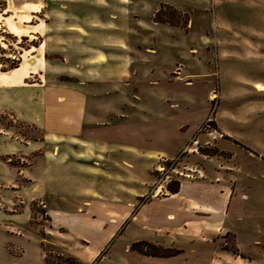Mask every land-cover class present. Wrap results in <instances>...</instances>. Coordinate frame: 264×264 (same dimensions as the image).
<instances>
[{"label":"rangeland","instance_id":"obj_1","mask_svg":"<svg viewBox=\"0 0 264 264\" xmlns=\"http://www.w3.org/2000/svg\"><path fill=\"white\" fill-rule=\"evenodd\" d=\"M63 4L67 22L72 29L82 28L81 39L90 49L50 47L48 79L86 90L88 108L100 112L95 120L107 118L104 111L123 116L113 117L110 128L95 135L107 143L99 147L100 153L59 142L60 155L68 154L62 172L66 177L56 179L54 187L72 196L69 205L74 204L72 198L78 199L74 193L80 186L117 188L118 196L124 197L120 189L138 190L147 182L148 192L139 203L157 190L156 195H167L168 185L193 178L197 172L190 168L206 163L220 168L216 159L206 160L229 157L221 146L234 152L244 174L264 172V162L257 157L264 155V0H64ZM4 29L0 26V34L7 38L0 46V61L9 68L12 62L19 64L39 39L14 37ZM24 67L25 62L19 71ZM0 122L13 126L9 138L41 136L35 127L7 113L0 114ZM255 185L252 200L264 195L263 179ZM42 188L38 179L37 190ZM40 205L38 219L32 222L38 223L45 250L72 254L67 245L71 238L45 232L49 217ZM123 228L96 255L95 264H212L214 258L224 260L216 253L219 248L238 252L230 233L209 242L179 235L174 240L159 237V244L150 242L157 249L135 244L146 251L166 250L169 255L164 256L128 252L131 245L125 248V244L147 233L135 224ZM239 234L240 254L257 258V246L246 232L239 229ZM30 243L44 251L40 242ZM34 263L42 264L41 257L35 255Z\"/></svg>","mask_w":264,"mask_h":264},{"label":"crops","instance_id":"obj_2","mask_svg":"<svg viewBox=\"0 0 264 264\" xmlns=\"http://www.w3.org/2000/svg\"><path fill=\"white\" fill-rule=\"evenodd\" d=\"M0 1L3 4L0 26H4L8 34L39 39L37 44L29 46V54L23 55L17 66L2 70L0 62V114L7 113L15 121L41 132V136L33 140L9 138L7 133L13 132V126L0 122V264H35V255L40 256L44 264V251L30 243L43 242L38 223L32 222L38 219L36 209L41 206L40 202L44 203L43 210L49 217L45 232L57 231L64 239L71 238L72 242L67 245L72 255L85 262H93L120 227L135 224L147 236L135 237L131 244L140 240L159 244V237L174 240L175 235L204 238L209 242L230 233L238 252L219 248L216 253L224 260L214 258L212 264H264V195L255 200L250 195V192L255 195L259 178L264 182V172L260 176L254 172L245 175L240 164L234 161V152L222 146L220 150L229 152V157L206 160L216 159L220 168L207 163L190 168L197 173L193 178H181L175 192L156 195L157 190L153 197L139 203L148 192L147 182L145 188L138 190L127 186L120 189L124 197L118 196L117 188L93 190L80 186L74 193L78 199L72 198L74 204L69 205L72 196L54 187L56 179L66 177L62 172L68 154L60 155L59 142L76 143L86 146L88 152L100 153L99 147L107 143L95 135L109 129L113 117L123 116L104 111L108 117L95 120L100 112L88 108L86 90L48 79L50 47L90 49L81 39L85 33L82 28L72 29L67 22L64 0ZM13 26L22 31H14ZM6 40V35L0 34V46L6 45ZM65 57L68 56L65 54ZM24 62V69L19 71ZM76 79L84 83L81 78ZM253 152L251 149L249 154L253 156ZM77 157L84 159L85 156ZM257 157L264 162V155L257 153ZM38 179L43 181L39 191ZM137 183L142 185L140 181ZM262 190L264 192V188ZM235 221L242 226L238 228L239 223ZM239 229L246 232L254 247L257 246V258L250 256V260L249 253L240 254L243 249L238 245ZM129 243L125 248L131 245ZM130 250L128 248V252Z\"/></svg>","mask_w":264,"mask_h":264},{"label":"trees","instance_id":"obj_3","mask_svg":"<svg viewBox=\"0 0 264 264\" xmlns=\"http://www.w3.org/2000/svg\"><path fill=\"white\" fill-rule=\"evenodd\" d=\"M17 65H18L17 62H12L11 64H9V68L15 67ZM6 69H8V68L2 66V70H6ZM178 186H179V182H176L175 186L168 185V190L170 192H175V191H177ZM135 244H142L143 246H146V247H149V248H154V249H157L158 247L155 244H152V243H150L148 241H145V240H140V241L133 242L131 244V249H133V250L135 249L138 252H140L141 254L153 255V256H164V255L168 254L166 250H165L166 253H162V252L158 253V252L151 251V250L150 251H146V250H143L140 247H138V248L135 247ZM42 246L44 248L45 245L42 243ZM44 253H45V255H44V264H95V262L98 261V259H96L95 261H93L91 263H88V262H85V261L81 260L80 258H78L75 255L63 254V253L58 252V251L55 252V251H53L52 248H48L46 250L44 248Z\"/></svg>","mask_w":264,"mask_h":264},{"label":"built area","instance_id":"obj_4","mask_svg":"<svg viewBox=\"0 0 264 264\" xmlns=\"http://www.w3.org/2000/svg\"><path fill=\"white\" fill-rule=\"evenodd\" d=\"M163 168V167H162ZM163 170V169H162ZM162 170H159V171H162ZM39 204H42V206H45L43 202H40Z\"/></svg>","mask_w":264,"mask_h":264},{"label":"bare ground","instance_id":"obj_5","mask_svg":"<svg viewBox=\"0 0 264 264\" xmlns=\"http://www.w3.org/2000/svg\"><path fill=\"white\" fill-rule=\"evenodd\" d=\"M255 86H258L259 87V84H255Z\"/></svg>","mask_w":264,"mask_h":264}]
</instances>
